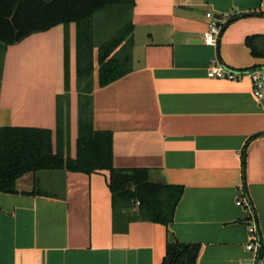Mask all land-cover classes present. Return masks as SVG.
<instances>
[{"label": "crops", "instance_id": "1", "mask_svg": "<svg viewBox=\"0 0 264 264\" xmlns=\"http://www.w3.org/2000/svg\"><path fill=\"white\" fill-rule=\"evenodd\" d=\"M261 3L131 0L129 32L106 57L119 60L123 75L103 86L99 48L114 37L95 42L92 21V127L111 133L114 167L148 168L151 181L181 188L173 218L133 219L136 204L115 218L107 170L28 171L15 192L0 191V264H162L174 242L199 244L194 264H251L249 226L264 249V79L258 98L249 76L210 78L207 70L264 75V57L245 43L264 34ZM224 17L217 44L204 43L209 22ZM0 52V127L48 129L53 147L74 158L76 24L31 32ZM65 93L57 135V97Z\"/></svg>", "mask_w": 264, "mask_h": 264}, {"label": "trees", "instance_id": "2", "mask_svg": "<svg viewBox=\"0 0 264 264\" xmlns=\"http://www.w3.org/2000/svg\"><path fill=\"white\" fill-rule=\"evenodd\" d=\"M111 5L130 7L131 0H0V44L3 45L17 42L31 32L45 30L57 24L65 26L71 22L76 24L77 83L81 91L74 158L65 156L58 143L56 148L53 147L52 134L48 129L0 127V191L15 192L16 180L28 171L66 169L89 174L107 170L115 218L122 207L136 204L137 211L133 219H149L166 225L173 218L175 206L181 196V188L151 181L148 168L114 167L111 133L96 131L92 127V99L89 94L92 71V18L95 12ZM129 27L130 21L121 34L99 48L101 86L123 75V72L117 69L119 60L113 56L106 60V57L129 32ZM245 43L254 57H264V34L248 36ZM66 47L67 35L65 52ZM64 79L67 88L66 66ZM67 105V94L59 95L57 135L63 134ZM241 163L244 171V151ZM198 252L197 243H169L162 264H194Z\"/></svg>", "mask_w": 264, "mask_h": 264}, {"label": "built area", "instance_id": "3", "mask_svg": "<svg viewBox=\"0 0 264 264\" xmlns=\"http://www.w3.org/2000/svg\"><path fill=\"white\" fill-rule=\"evenodd\" d=\"M259 11L264 13V4L261 3ZM227 21V17L213 19L209 22L207 31L203 35V42L209 45H216L222 26ZM244 75L250 77L252 82L253 94L260 98L262 96L261 89L263 86L264 75L260 70H251L248 72H234L219 65H211L207 70V76L210 78L240 80ZM238 205H244L249 210L251 206L249 201L244 202L242 199L237 200ZM249 240L246 243V249L254 254L251 264H264V249L260 244L259 234L257 227L254 225L248 228Z\"/></svg>", "mask_w": 264, "mask_h": 264}, {"label": "rangeland", "instance_id": "4", "mask_svg": "<svg viewBox=\"0 0 264 264\" xmlns=\"http://www.w3.org/2000/svg\"><path fill=\"white\" fill-rule=\"evenodd\" d=\"M129 6H107L95 12L92 18L94 24V40L103 42L111 37L118 36L122 29L129 23ZM1 68V52H0Z\"/></svg>", "mask_w": 264, "mask_h": 264}]
</instances>
